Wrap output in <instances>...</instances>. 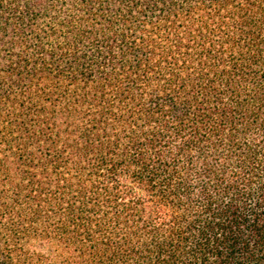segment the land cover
<instances>
[{
	"label": "trees",
	"instance_id": "1",
	"mask_svg": "<svg viewBox=\"0 0 264 264\" xmlns=\"http://www.w3.org/2000/svg\"><path fill=\"white\" fill-rule=\"evenodd\" d=\"M0 264H264V0H0Z\"/></svg>",
	"mask_w": 264,
	"mask_h": 264
}]
</instances>
